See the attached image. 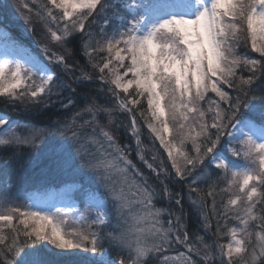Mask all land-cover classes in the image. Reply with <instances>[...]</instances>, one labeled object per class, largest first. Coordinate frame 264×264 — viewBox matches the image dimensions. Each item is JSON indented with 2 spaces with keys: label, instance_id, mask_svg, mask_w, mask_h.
<instances>
[{
  "label": "snow or ice",
  "instance_id": "snow-or-ice-1",
  "mask_svg": "<svg viewBox=\"0 0 264 264\" xmlns=\"http://www.w3.org/2000/svg\"><path fill=\"white\" fill-rule=\"evenodd\" d=\"M30 4L22 5L24 19L32 23L35 16L62 53L45 45L48 59H39L17 49L9 33L0 30L6 50L0 60V99L47 106L52 96L64 90L75 93L94 82L83 68L73 75L78 46L115 96L116 110L130 116L137 157L151 176L136 167L128 146H121L101 123V114L108 125L115 123L113 109L87 92L89 102L70 121L44 133L21 136L14 122L0 117V148L35 146L44 135L59 136L63 139L47 153L53 168L88 174L99 185L98 198L88 201L84 213L73 204L52 206V211L35 198L17 202L5 188L0 192V264H264V88L258 93L253 88L264 76V0ZM245 33L250 51L259 58L249 48L237 51ZM9 48L16 53L12 59L7 58ZM222 85L238 94L233 97ZM209 92L219 100L206 101ZM142 99L146 110L139 108ZM61 106L76 107L71 98ZM134 108L166 152L172 172L163 161L149 162L142 154ZM176 122L173 141L168 138L173 135L170 124ZM208 168L213 169L209 178L215 174L216 181L201 190L197 178ZM172 178L185 182L205 232L211 231L212 213L216 239L211 243L200 231L189 232L184 196L173 192ZM221 181L226 186L218 188ZM172 204L176 210L163 206ZM92 210L96 215L89 219ZM73 213L84 227L66 230L59 218ZM230 219L238 225L229 226ZM223 235L230 242L221 244Z\"/></svg>",
  "mask_w": 264,
  "mask_h": 264
},
{
  "label": "trees",
  "instance_id": "trees-1",
  "mask_svg": "<svg viewBox=\"0 0 264 264\" xmlns=\"http://www.w3.org/2000/svg\"><path fill=\"white\" fill-rule=\"evenodd\" d=\"M10 12L16 13V11L12 10L11 8H10ZM3 24L4 23L0 22V27L3 26ZM33 29L35 35L37 36L35 38L36 43H38L43 33L40 30L35 29L34 27ZM48 40L50 39L45 38V40L42 42H46ZM50 47L51 48L53 47L54 50H57V46L55 42H53V44L51 43ZM239 51L241 53L245 51L243 46L239 48ZM74 53H75V60L79 62L74 72H78L80 68H83L86 72H88L92 76V78L96 79V81L94 82L85 83L84 86L78 88L75 93L66 90V92L70 94V98L75 101L76 107L66 110L64 108H61L60 104H57L51 99L48 102L47 106L33 105L31 103H28L27 101L16 102V103H5L3 99H0V112L1 113L4 112L11 119L17 120V122H19L25 129L31 131L40 130L42 131L41 133H44L45 130L47 129L54 130L58 123L62 124L65 121H70L71 116L74 114V112L78 108H82L86 103L89 102L87 96L85 95V92H87L88 90H93L90 92L96 95V101L101 105L100 100L102 98V95H107L105 94L107 93V89L98 80L100 73L88 64L87 59L84 58L81 49L78 46L74 49ZM69 62L70 63L72 62L71 59H69ZM243 74L245 76L248 75L247 72H244ZM73 87L75 88L76 85H73ZM253 88L256 90L257 93L259 92L260 89L264 88V76H260V78L253 85ZM237 94L238 93L234 89H230V95L235 97ZM107 99L109 100V104H111L114 109L112 112V116L115 120V127L117 129L119 128L122 129L121 134L118 136L123 135L127 139L126 140L128 146L127 152L129 158L133 160V163L136 165L137 168L141 170L144 169L148 172L144 164L138 159L136 152L133 151L134 138L131 134V123H130V119H128L127 117L128 114L124 113L123 115V113L121 114L120 111L116 110V100L114 98L109 96L107 97ZM52 102H54L55 104ZM145 103H146L145 99H142L139 108L146 110ZM243 111L245 112L246 115H250L247 109H243ZM133 112L136 115V120L138 125L141 127V131L143 135V144L145 147H150V149L152 150V148H155L152 145L153 143H151L152 135L147 131L146 127H144V125L142 124L143 123L142 121L144 119L142 116L139 115V112H137L135 108L133 109ZM119 115H121V117ZM121 118L124 119L123 122L124 127L123 125L122 127L117 126L118 124H122ZM101 120L102 122L107 124V118L104 117ZM58 137L55 140L53 139L55 138V136L49 134V135H44L43 139L40 142H38V144H35V146L23 145L20 147L0 148V192H3V190L6 188L9 194L13 198H15L17 202L23 203L26 202L28 198L34 197L35 193L41 191L46 192L51 188V186L57 185V180L61 177H64L65 171L61 173V175H57L61 171L53 168V166L50 164L48 160V157L46 155H42V151H44L45 149L48 150L51 144H54L57 141H61L63 139L61 137L59 138ZM118 143L121 146L125 144V142L122 143L120 141ZM228 155L229 158L231 159L230 154ZM147 157L150 159V156ZM6 159L9 160L7 166L4 163ZM149 162H153V160H149ZM66 172L69 173L68 171ZM169 172H172V170H169ZM212 172L213 169L208 168L205 170V173L203 175L197 178L199 181H202L198 185L201 190L207 189L209 185H211L213 182L216 181L215 174L211 175V177L209 178V173ZM153 180L155 181L154 177ZM217 186L218 188H221V187H225L226 185L221 181L218 183ZM170 187L173 190V192L181 191L184 196L183 211L184 213H186L185 220L188 224L189 232L191 233L192 231H196V230L200 231L201 234L204 235L205 240L208 243H211L214 239H216V237L213 235V233L215 232V222H216L215 218H213L212 213L209 212L208 215H209V219L211 220L212 228L210 232H205V230L201 228L200 219L198 218L196 212L193 210L192 206L188 201V190L185 182H180L177 178H172L170 182ZM224 195L227 196V194ZM193 197H195V193H193ZM79 199L81 200V197H79ZM219 200L220 198L217 197L218 207H219ZM208 202L211 203L210 198H208ZM170 207L176 209L175 204L170 205ZM229 214L232 215L233 213L230 212ZM227 223L229 226H234L238 224V221L230 219L228 220ZM221 231L223 232L225 230L221 229ZM227 240L228 237L226 235H223L220 238V243L226 244ZM17 259H20V257H17Z\"/></svg>",
  "mask_w": 264,
  "mask_h": 264
},
{
  "label": "rangeland",
  "instance_id": "rangeland-1",
  "mask_svg": "<svg viewBox=\"0 0 264 264\" xmlns=\"http://www.w3.org/2000/svg\"><path fill=\"white\" fill-rule=\"evenodd\" d=\"M26 2H27V0H0V4L2 5V6L0 5V22L4 23L3 26L0 27V30L7 31L9 33L10 37L12 38V42H14L17 49L22 50V51H26V52L30 53L32 56H35V57H38L39 59L47 61L48 58L44 55L43 49H44L45 45H47L49 48H51L50 46H51V43L53 44V42H51L50 40H48L46 42H42L45 40V38H49V36L45 32L42 24L36 20L35 16H33V18H32V23H28L24 19L25 9L22 7V5H24ZM40 2H41V0H31V4L29 6H34V5L38 6V4ZM177 2H179V0H177ZM10 8L12 10H15L16 13H11ZM3 11H5L4 14H2ZM31 25L35 29H38L43 33V35H42V37H40L38 43L35 42V38L37 36L35 35L34 29ZM28 30H30V32H32V34L28 33ZM244 36H245V39H243L241 41L242 43L240 44L239 48L241 46H243V48L246 50V48H249L250 39H247L246 33L244 34ZM31 39H33V40H31ZM56 46H57V50H54L53 47L51 48V50L62 53V49L60 48V46L58 44H56ZM69 47H70V45H69ZM239 48L237 50L238 52H240ZM5 52H6V50L3 46V41H0V60H3L5 58ZM7 52L9 53L7 56L8 59H12L13 56L16 55V53L11 48H9L7 50ZM249 54L259 58V54L252 53L250 51V48H249ZM104 55H106V53H99V56H104ZM94 56L96 57L97 60L99 59V56H96V54H94ZM84 58L87 59L85 56H84ZM79 74H80L79 70H78V72L73 73V75H76V76H78ZM92 79H93V81H96L95 78H92ZM101 84L104 85V87L107 89V93H105L107 95H102L100 103H101V105H106L107 107H110L113 109L112 105L109 104V100L107 99V97L111 96L115 100H116V98H115V96H113V94L111 92L108 91V85L103 84L102 82H101ZM82 86H84V84ZM222 87L224 88L225 91L229 92V94H230V88H228L226 85H222ZM90 91H93V90H88L87 93L96 98V95L92 94ZM120 95L124 96L123 93H121ZM69 98H70V94L67 93L66 90H64L59 97H57L55 95L52 96L51 100L56 102L57 104H60V107L63 108L61 106V104L67 103V100ZM209 98L212 100H217V101L219 100V97H217L214 93H211V92L208 93V96L206 97V101ZM54 102H52V103H54ZM145 102H146V99H145ZM202 106L206 107L207 106L206 102ZM220 106L222 108H225V107H227V104L225 102H221ZM242 111H243V109H242ZM120 113L121 114L123 113V115H124V113H126V112L120 111ZM125 115H127V114H125ZM145 115H148L147 112ZM208 115L210 116L211 113H209ZM119 116L121 117V115H119ZM0 117L7 119L10 123L14 122L15 125L17 126L16 131L21 136H28V135L32 134L33 132H35L37 134H40L42 132L40 130L31 131V130L23 128V126L19 122H17V120L11 119L4 112H2V113L0 112ZM104 117L106 118V115H104V114H101L99 116L101 123L105 124L114 133L116 140L118 142L119 141L122 143L125 142V144H123V146L127 145L126 137L123 135L118 136L121 134L122 129L121 128L117 129L115 127V123L108 125V123L106 124V123L102 122L101 119ZM127 117H128V119H130L129 115H127ZM143 119H144V117H143ZM123 122H124V119L121 118L122 124H118L117 126L122 127V125H123V127H124ZM130 122H131V120H130ZM142 122H143L142 124L144 125V127H146L144 120ZM177 126H178V122H176V124H170V127H172V129H173V135L168 137L170 140L174 141L176 139ZM146 129H147V127H146ZM147 131L152 135V142L151 143H153L152 145H153V147H155V148H152V151H148L150 153V159H148V161L151 160L153 156H155L157 159H156V161H153V162L163 161L165 166L167 165L168 169L172 170V168L170 166V162L167 159V154L163 150L159 141L157 139H154V135L150 132L149 129H147ZM165 135H167V134H165ZM54 136H55V138H53V139L56 140L58 136H56V135H54ZM40 141L41 140L38 139L36 144H38V142H40ZM222 143H223V141H222ZM237 147H240V146L238 145ZM149 149H150V147H149ZM127 151H128V148H127ZM225 152L227 153V149H225ZM47 153H48V150H46V149L44 151H42V155L47 156ZM228 154H230V153H228ZM230 156H231V154H230ZM231 159H238L240 161V163L245 162L243 157L237 158V157L231 156ZM63 172L64 171H61L57 175H61V173H63ZM143 172L145 173V175L151 176L150 172H147L146 170H144ZM70 175H72V176H70ZM59 179H61V180H59ZM59 179L57 180V185L51 186V188L46 192H43V191L37 192L34 194V197H31V198L38 199L44 206L50 207L52 211H55V207H52V206L62 207V206L67 205V204H73L79 210V213H84L85 209L87 208L88 201L90 199H93L94 197L98 198V196H99V192H98L99 185L97 184L96 180L88 174H80L77 172L67 173L65 171L64 177H61ZM189 179H190V177H189ZM153 182H155V181L153 180ZM79 197H81V200H82L81 202H79L77 200V198H79ZM163 206L170 207V205H163ZM236 207L239 208V206H236ZM173 210H176V209H173ZM95 215H96V210H92L89 213V219H91V217H94ZM59 219L65 221V223L62 226L66 230H71L73 228L79 229V228L84 227V225L80 222L78 215L76 213L65 214L62 217H60ZM215 225H216V222H215ZM237 225L238 224H236L234 226H237ZM102 231H108V229H103ZM226 236L228 237V240L226 243H228V242H230V237L228 235H226ZM112 255H115L114 252L112 253Z\"/></svg>",
  "mask_w": 264,
  "mask_h": 264
}]
</instances>
